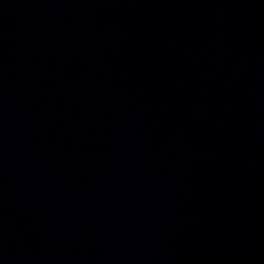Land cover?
<instances>
[{"label": "water", "instance_id": "water-1", "mask_svg": "<svg viewBox=\"0 0 264 264\" xmlns=\"http://www.w3.org/2000/svg\"><path fill=\"white\" fill-rule=\"evenodd\" d=\"M0 264H264V0H0Z\"/></svg>", "mask_w": 264, "mask_h": 264}]
</instances>
